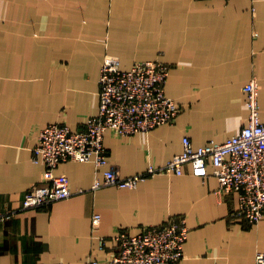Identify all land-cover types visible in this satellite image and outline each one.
Listing matches in <instances>:
<instances>
[{
    "label": "crops",
    "instance_id": "obj_1",
    "mask_svg": "<svg viewBox=\"0 0 264 264\" xmlns=\"http://www.w3.org/2000/svg\"><path fill=\"white\" fill-rule=\"evenodd\" d=\"M107 54L123 70L170 65L166 95L182 111L149 132L109 131L106 167L60 165L74 195L0 220V264H107L118 231L138 234L177 216L190 229L177 264H255L264 219L233 221L237 199L217 193L212 167L206 179L187 167L135 189L92 187L108 169L129 177L165 165L186 137L198 148L240 133L249 119L244 87L254 77L264 117V0H0V215L20 209L42 181L45 165L33 160L40 131L54 123L79 130L99 113Z\"/></svg>",
    "mask_w": 264,
    "mask_h": 264
},
{
    "label": "built area",
    "instance_id": "obj_2",
    "mask_svg": "<svg viewBox=\"0 0 264 264\" xmlns=\"http://www.w3.org/2000/svg\"><path fill=\"white\" fill-rule=\"evenodd\" d=\"M170 71L171 66L161 61H141L130 70H123L120 60L107 54L100 75L99 113L89 117L79 130L64 123H54L40 131L33 160L45 165L42 181L30 187L20 209L1 214L0 220L11 219L19 210L43 208L72 197L69 178L57 174L56 169L71 161H93L97 170L108 166L105 136L109 131L119 136H131L173 124L182 109L166 95ZM244 92L249 119L240 133L223 143L209 141L198 148H194L186 137L183 151L165 165H150L145 172L129 177L108 169L102 178H96L92 189L107 186L135 189L157 175L182 176L187 167L193 176L206 179L212 167V174L219 184L217 193L237 199L231 219L259 224L264 219V117L256 77L245 85ZM100 220V215H95L93 225H98ZM189 235L184 216L145 227L138 234L121 229L114 237L115 246L107 264H177L184 257ZM105 246L106 239L101 238L100 248ZM90 264L102 263L92 260ZM255 264H264V252L257 253Z\"/></svg>",
    "mask_w": 264,
    "mask_h": 264
}]
</instances>
